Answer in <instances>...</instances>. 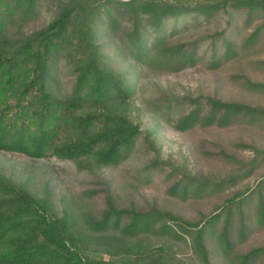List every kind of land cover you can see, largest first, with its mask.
<instances>
[{
	"label": "trees",
	"instance_id": "trees-1",
	"mask_svg": "<svg viewBox=\"0 0 264 264\" xmlns=\"http://www.w3.org/2000/svg\"><path fill=\"white\" fill-rule=\"evenodd\" d=\"M43 6L51 13L47 24L9 35L11 26L36 21ZM219 12L227 14L226 25L208 36L205 49L202 37L170 40L180 17L188 20L187 26ZM258 12L264 17V0H0V150L33 159L70 160L79 168L117 164L133 151L143 132L129 109L130 80L111 66L108 43L159 72H178L203 61L217 68L240 50L236 38L242 25L234 23V15L242 13L245 25ZM263 32L264 18L244 36L242 47ZM62 68L72 76L63 91ZM245 81L251 89L264 90V83ZM191 102L174 119L177 130L264 122L261 107L213 96ZM159 108L165 114L172 104ZM143 137L153 145L149 133ZM252 149L258 159L250 167H261L264 149ZM217 154L238 162L222 150ZM163 163L153 159L146 168ZM242 173L239 168L219 180L181 173L167 193L181 199L213 194L248 176ZM99 191L82 192L59 212L50 196L37 197L0 172V264H171L161 256V246L155 252L146 242L151 232L185 240L189 235L204 263L210 264L205 239L220 218L222 250L228 259L232 212L240 214L243 234V205L256 200L257 221L264 223V173L248 191L233 192L217 212L195 221L154 204L144 210L133 204L121 207L108 188L103 190L104 208L95 216L85 208L84 199ZM262 255L264 245L250 248L237 255L236 264H252Z\"/></svg>",
	"mask_w": 264,
	"mask_h": 264
},
{
	"label": "rangeland",
	"instance_id": "rangeland-1",
	"mask_svg": "<svg viewBox=\"0 0 264 264\" xmlns=\"http://www.w3.org/2000/svg\"><path fill=\"white\" fill-rule=\"evenodd\" d=\"M262 18L263 15L258 12L251 23L243 25L244 15H234V23L242 25L236 38L240 50L217 68L208 67V62L203 61L178 72H159L123 56L115 43L109 42L106 52L111 56V66L130 80L133 95L129 109L143 132L133 151L117 164L96 170L79 168L70 160L54 157L33 159L24 154L0 150V172L15 183L25 185L37 197L50 196L59 212L82 192L100 190L93 198L84 199L87 211L98 216L104 208L103 190L106 188L121 207L133 204L144 210L154 204L189 221L217 212L224 206L225 198L236 191H248L264 173V159L261 167H250L251 162L258 159L252 148L264 149V122H237L224 128L196 125L180 131L174 127V119L189 109L191 99L198 97L213 96L264 108V90L251 89L245 81L264 83V32L249 46L242 47L244 36ZM50 19V11L43 6L36 21L21 28L11 26L9 35L29 32L47 24ZM226 20L227 14L219 12L210 20L200 19L185 26L188 20L180 17L175 21V31L170 40L187 42L202 37L203 50L208 36L224 28ZM171 23H168L169 26ZM71 78L67 69L62 68L59 74L62 91L69 87ZM166 103L172 104V109L164 114L159 107ZM146 132L153 142L152 146L143 139ZM219 150L232 155L238 162L222 158L217 154ZM153 159L164 163L157 168H146ZM239 168L243 170L242 174L247 173L248 176L223 191L186 199L167 193L168 187L181 173L219 180L235 174ZM243 209L246 225L243 234L240 214L234 210L231 215L229 238L232 251L229 259L223 254L220 237L223 218L216 222L213 232H208L205 245L210 264H236L237 255L264 245V223L257 221L256 200L245 203ZM146 242L155 252H159L157 247L161 246V256L171 264H205L189 235L185 240L151 232ZM252 264H264V255Z\"/></svg>",
	"mask_w": 264,
	"mask_h": 264
}]
</instances>
